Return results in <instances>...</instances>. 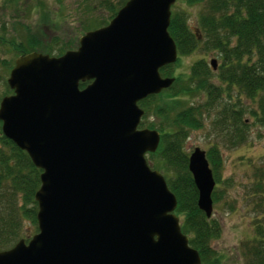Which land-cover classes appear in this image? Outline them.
Instances as JSON below:
<instances>
[{
    "label": "water",
    "instance_id": "water-1",
    "mask_svg": "<svg viewBox=\"0 0 264 264\" xmlns=\"http://www.w3.org/2000/svg\"><path fill=\"white\" fill-rule=\"evenodd\" d=\"M174 2L126 0L75 49L14 58L0 131L40 169L37 231L0 249V264H202L174 194L145 159L159 132L138 128L137 102L174 80L159 72L177 59L167 31ZM78 80L91 81L79 88ZM187 169L209 217L214 180L203 149L190 151Z\"/></svg>",
    "mask_w": 264,
    "mask_h": 264
},
{
    "label": "trees",
    "instance_id": "trees-1",
    "mask_svg": "<svg viewBox=\"0 0 264 264\" xmlns=\"http://www.w3.org/2000/svg\"><path fill=\"white\" fill-rule=\"evenodd\" d=\"M96 1L99 8L110 13V19L126 0ZM183 1L188 5L201 4L202 10L196 25L190 29L184 12L172 10L175 3L171 6L167 31L177 53L187 55L197 48L214 51L215 67L197 59L184 77L177 75L169 88L170 104L162 101L153 108L152 113L159 118V124L154 126L152 122L146 126L157 128L160 134L154 153L170 171V174H162L176 199L174 212L180 217L181 232L187 235L188 244L196 249L202 264H220L211 241L219 236L221 224L212 216L206 217L197 207V191L187 169L188 153L182 143L188 130L201 127L202 119L209 118L210 113H213L211 124L216 140L225 147H236L245 141L248 124L243 119L244 113L263 128L259 134L264 137V0ZM64 43L54 50L50 43H40L34 35L15 41L0 34V44L3 47L9 45L16 55L34 48L49 54L55 51L57 55L70 47ZM12 64L10 58L0 55V90L6 89L0 97L11 93L5 78ZM171 66L165 65L159 71L169 75ZM232 90L234 95H231ZM193 92L200 99L190 106L178 108L179 94L191 98ZM157 95L148 96L139 102V106L147 107ZM240 95L255 106L242 107L238 100ZM144 113L145 119L149 112ZM204 151L214 180L213 205L224 191L217 185L228 186L229 181L224 183L228 179L220 176L222 155L218 143H211ZM39 173L40 169L33 166L27 154L0 131V249L10 247L21 238L19 230L23 221L36 226L37 207L33 194L39 186ZM250 174L245 198L252 204L254 216L250 221L251 232L240 241L239 250L243 264H264V154Z\"/></svg>",
    "mask_w": 264,
    "mask_h": 264
},
{
    "label": "rangeland",
    "instance_id": "rangeland-1",
    "mask_svg": "<svg viewBox=\"0 0 264 264\" xmlns=\"http://www.w3.org/2000/svg\"><path fill=\"white\" fill-rule=\"evenodd\" d=\"M96 3V0H15L12 2L0 0V34L15 41L24 40L26 35H34L40 43H50L54 50L63 42H65L64 45L70 44L67 49H74L81 34L105 25L109 20L110 13L105 8H99ZM172 10L183 11L187 25L193 29L198 13L202 10V5L196 3L188 5L183 0H177ZM30 51L49 54L38 50V48ZM52 53L49 55L56 56L55 51ZM16 54L9 45L3 47L0 44L1 56L14 61V58L18 56ZM214 57V51H201L200 48L187 55H178L177 60L170 67L169 76L176 78L177 75H181L184 77L188 73L189 66L195 60L203 59L208 64ZM169 88L164 89L149 101L147 107L140 106L144 112L149 113L145 119L142 116L139 127H144L152 122L154 126L159 124V118H156L152 111L154 106L162 101H167L170 104ZM5 90V88L1 89L0 95L4 94ZM234 94L235 92L232 90L231 95ZM192 95L191 98H187L185 94H179L177 107L190 106V103H196L200 99L197 93L193 92ZM238 100L242 107L252 108L255 106L243 95H240ZM212 117L213 113H210L209 118L202 119L201 127L189 129L182 146L189 154L195 146L205 150L211 143H218L222 155L220 176L228 179L224 183L229 181V185H217L220 191H224L221 192L220 200L212 205L210 216L220 222L221 229L219 236L211 241V245L220 257V264H243L239 243L250 234V221L254 216L252 204L245 198V193H247L245 188L247 189L249 186L251 170L260 164V157L264 154V137L259 134L263 128L256 124L249 114L244 113L243 119L248 124L245 141L236 147H225L216 140L217 137L211 124ZM151 129L158 131L157 128ZM145 159L150 168L158 170L161 174H170V171L164 167L159 156L154 152L146 153ZM36 231L35 225L31 226L30 222L23 221L19 237L28 239Z\"/></svg>",
    "mask_w": 264,
    "mask_h": 264
},
{
    "label": "flooded vegetation",
    "instance_id": "flooded-vegetation-1",
    "mask_svg": "<svg viewBox=\"0 0 264 264\" xmlns=\"http://www.w3.org/2000/svg\"><path fill=\"white\" fill-rule=\"evenodd\" d=\"M162 68V67H161ZM160 72V71H159ZM160 74H161V76H169V75H164V74H162L161 72H160ZM90 81L91 80H78L77 81V84H78V87L79 88H83L86 84H89L90 83ZM163 91V90H162ZM161 91V92H162ZM160 92V93H161ZM159 94V93H158ZM154 95H156V94H154ZM150 96V95H149ZM148 97V96H147ZM147 97H145V98H143V99H141V100H139L138 102H137V104H138V106H139V102L140 101H142V100H144V99H146ZM141 119H142V117H141ZM141 119H140V122H141ZM141 127H143V126H141ZM141 127H139V125H138V128H141ZM144 127H147V126H144ZM147 128H150V127H147ZM21 238H23V237H21ZM24 239H25V241H26V238L24 237ZM11 247V246H10ZM9 248V247H8ZM7 249V248H6Z\"/></svg>",
    "mask_w": 264,
    "mask_h": 264
}]
</instances>
